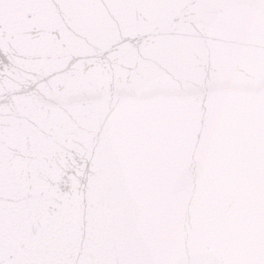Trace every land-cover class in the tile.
Here are the masks:
<instances>
[{"label": "snow or ice", "instance_id": "6c2138e0", "mask_svg": "<svg viewBox=\"0 0 264 264\" xmlns=\"http://www.w3.org/2000/svg\"><path fill=\"white\" fill-rule=\"evenodd\" d=\"M0 264H264V0H0Z\"/></svg>", "mask_w": 264, "mask_h": 264}]
</instances>
